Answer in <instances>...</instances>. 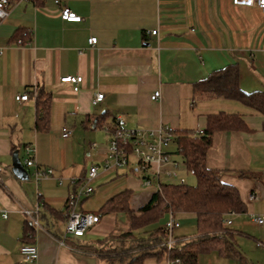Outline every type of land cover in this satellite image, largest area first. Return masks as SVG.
<instances>
[{"label": "crops", "instance_id": "0c3cea01", "mask_svg": "<svg viewBox=\"0 0 264 264\" xmlns=\"http://www.w3.org/2000/svg\"><path fill=\"white\" fill-rule=\"evenodd\" d=\"M54 1H18L0 20V214L6 215L0 216V264H25L19 252L24 244L37 248L36 261L28 264H107L88 247L125 231V213L100 214L82 237L65 236L70 179H82L92 165L102 166L109 140L103 126L121 119L130 129L166 126L199 132L207 114L219 111L243 115L252 132L215 133L205 164L221 171L222 182L237 189L246 212L230 215L229 228L248 264H264V222L252 220L264 215V118L247 110L228 112V107L237 108L231 105L235 102L198 98L192 87L236 64L241 90L264 89V13L231 0H59L81 17L79 23H68L59 18ZM24 30L32 31V45L19 47L14 42ZM90 37L96 38L95 45L88 44ZM65 76L82 78L77 92L60 82ZM37 87L51 97L44 131L35 129ZM157 90L160 98L151 100ZM97 93L103 99L94 103ZM22 94L28 99L16 101ZM62 128L68 137L61 136ZM26 148L34 152L29 155ZM165 151L178 161L172 143ZM15 153L28 180L11 173ZM30 156L39 167L53 171L38 186L31 179L32 169L24 165ZM179 171L186 182L193 178L181 165ZM240 171L254 176L240 178ZM136 172L100 167L94 191L81 200L79 209L94 214L118 193L130 191L128 205L136 211L156 192L152 184L140 189L144 183ZM36 206L38 226H33L23 210ZM175 218L179 224H192L185 230L180 225L175 237L181 242L193 238L194 218ZM26 224L34 229L31 241L22 237ZM62 238L65 246L58 243ZM164 262L148 256L140 264ZM198 264L241 263L208 252L199 256Z\"/></svg>", "mask_w": 264, "mask_h": 264}, {"label": "trees", "instance_id": "16d2710c", "mask_svg": "<svg viewBox=\"0 0 264 264\" xmlns=\"http://www.w3.org/2000/svg\"><path fill=\"white\" fill-rule=\"evenodd\" d=\"M8 1L13 3L17 0ZM21 33L22 31L18 35ZM192 87L195 94L209 99L235 102L247 109L250 115L264 118V91L248 93L241 90L236 64L210 73ZM33 96L36 101L35 129L44 131L47 127L51 97L42 87H37ZM261 129L264 130V120ZM218 132L251 133L252 130L245 123L243 115L223 111L207 114L202 131L172 129L174 154L186 171H193L195 183L190 185L186 182H164L159 186V190L151 195L150 200L136 211L131 210L128 205L130 191L118 193L94 214L99 217L105 213H125L128 220L127 229L98 241L88 249L94 250L107 264H140L148 256L164 260L179 259L180 264H198L199 256L208 252H216L222 257L235 258L241 264H248L236 244L234 231L229 228L230 224H226L230 221V215L245 213L246 206L237 189L222 182L221 171L208 168L205 164L212 136ZM253 176L251 172H238L240 178ZM67 212L66 205L65 213ZM169 213L173 217L192 216L195 221V236L187 241L175 243L170 252H167L158 245L166 239L164 227L157 226L149 230L147 228L163 220ZM33 233V227L26 224L22 237L31 241Z\"/></svg>", "mask_w": 264, "mask_h": 264}, {"label": "built area", "instance_id": "2783aa9c", "mask_svg": "<svg viewBox=\"0 0 264 264\" xmlns=\"http://www.w3.org/2000/svg\"><path fill=\"white\" fill-rule=\"evenodd\" d=\"M18 1L35 3L37 0ZM17 2L11 3L8 0H0V20L5 19L9 15L11 8ZM231 2L235 6L256 7L264 13V0H231ZM54 4L58 7L59 18L62 21L68 23H79L81 21V17L76 15L68 7L61 5L59 0H55ZM151 33L155 34V31ZM14 44L19 47L32 45V31H22L21 35L15 39ZM88 44L95 45L96 38L90 37L88 39ZM60 82L71 84L73 86L72 90L77 92L82 78L80 76H65L60 79ZM150 98L151 100L159 99L160 92L158 90L154 91ZM27 99V94L17 95L15 97L16 101H26ZM102 99L103 94L97 93L94 96L93 102L97 103ZM103 129L108 135L109 140L102 166L92 165L82 179H70L72 189L69 191L66 199L68 212L65 213V236L73 238L82 237L89 228L99 222V217L97 215L81 211L79 205L83 198L93 193L94 188L92 183L97 177L100 167L103 169H118L123 167L135 168L136 171L143 173V183L145 186H150L153 180L156 191L159 190V186L164 182L178 184H184L186 182L185 177L182 176L179 171L180 163L176 160H172L169 153L165 151L172 143L173 139L171 133L172 129L170 127L160 126L154 130H143L139 128L130 129L125 126L123 120L115 119L111 124L103 126ZM61 136L63 138L69 136V132L66 128H62ZM26 152L31 155L34 150L32 148H26ZM24 165L26 168L32 169L31 179L36 186L39 185L40 181L48 179L53 175L52 169L39 167L35 164L31 156L24 161ZM186 174L192 176L194 173L190 170L186 171ZM38 211L39 206H36L32 211L23 210V213L33 226H38L33 216V214ZM0 216L3 218L6 217L5 213H1ZM252 220L257 225H261L264 222V215L254 216ZM226 224H230V221H227ZM163 227L166 232V239L163 240L159 246L165 248L167 252H170L174 244L180 242V239L174 235L175 231L180 228V224L176 218L169 213ZM65 241L66 239L62 238L58 243L61 246H65ZM257 246L263 245L257 243ZM19 252L25 264L35 262L38 256L37 248L33 244L21 245ZM164 264H180V261L179 259L171 260L167 258Z\"/></svg>", "mask_w": 264, "mask_h": 264}, {"label": "rangeland", "instance_id": "374dc122", "mask_svg": "<svg viewBox=\"0 0 264 264\" xmlns=\"http://www.w3.org/2000/svg\"><path fill=\"white\" fill-rule=\"evenodd\" d=\"M260 90H263V91H264L263 88L260 89ZM196 95H197L198 98L202 97V96L199 95V94H196ZM231 105H234V106L237 107V108H229V107H228V108H226L225 110H227L228 112H242V113H245V111L247 110V109L243 108L242 106H240V105L237 104V103H232ZM230 107H232V106H230ZM81 152H82V151H80V156L82 157L84 154L81 153ZM135 175L137 176V179H138L141 183H143V180H141V177L143 176V173L137 171ZM151 180H152V179H151ZM186 183H187V184H190V185H193V184L195 183V181H194L193 178H190V179H187V182H186ZM145 187H146V186H144V185L142 184V187L140 186V189L144 190V189H146ZM150 187H151V188H155V183L153 182V180H152V185H151ZM163 222H164V220H161V221L158 222L157 224L150 226L149 229H154V228L157 227V226L163 225ZM180 225H181V228L184 229V230H185V229H192V224L188 223V221L182 220V221H180ZM158 245H159V244H158Z\"/></svg>", "mask_w": 264, "mask_h": 264}, {"label": "water", "instance_id": "95a60500", "mask_svg": "<svg viewBox=\"0 0 264 264\" xmlns=\"http://www.w3.org/2000/svg\"><path fill=\"white\" fill-rule=\"evenodd\" d=\"M11 173L20 180H28V172L20 163L16 153L12 156Z\"/></svg>", "mask_w": 264, "mask_h": 264}]
</instances>
